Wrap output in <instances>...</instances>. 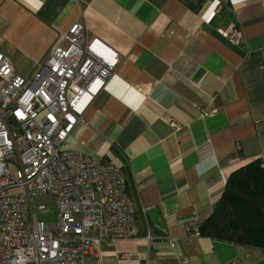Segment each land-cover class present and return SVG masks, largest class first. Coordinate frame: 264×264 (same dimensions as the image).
I'll return each mask as SVG.
<instances>
[{
	"label": "crops",
	"instance_id": "crops-1",
	"mask_svg": "<svg viewBox=\"0 0 264 264\" xmlns=\"http://www.w3.org/2000/svg\"><path fill=\"white\" fill-rule=\"evenodd\" d=\"M74 23L119 58L63 143L120 166L134 201L137 236L102 242V264H264L259 247L187 233L232 171L264 160V0H0V53L29 77Z\"/></svg>",
	"mask_w": 264,
	"mask_h": 264
},
{
	"label": "built area",
	"instance_id": "built-area-1",
	"mask_svg": "<svg viewBox=\"0 0 264 264\" xmlns=\"http://www.w3.org/2000/svg\"><path fill=\"white\" fill-rule=\"evenodd\" d=\"M222 33L231 43L240 37L234 26ZM118 60L80 23L59 33L29 77L14 74L0 53V264H102V242L137 236L121 167L63 146ZM166 121L174 132L182 128ZM42 194L52 196L53 218L36 214L47 211L32 204ZM187 233L199 236L198 225Z\"/></svg>",
	"mask_w": 264,
	"mask_h": 264
},
{
	"label": "trees",
	"instance_id": "trees-1",
	"mask_svg": "<svg viewBox=\"0 0 264 264\" xmlns=\"http://www.w3.org/2000/svg\"><path fill=\"white\" fill-rule=\"evenodd\" d=\"M199 235L264 250V160L256 157L232 171Z\"/></svg>",
	"mask_w": 264,
	"mask_h": 264
},
{
	"label": "rangeland",
	"instance_id": "rangeland-1",
	"mask_svg": "<svg viewBox=\"0 0 264 264\" xmlns=\"http://www.w3.org/2000/svg\"><path fill=\"white\" fill-rule=\"evenodd\" d=\"M262 158V157H261ZM263 159V158H262ZM32 204L37 207L38 205L43 204L47 211L41 212L37 209L36 214L38 217H45V218H53V199L51 195L48 194H42L33 197Z\"/></svg>",
	"mask_w": 264,
	"mask_h": 264
}]
</instances>
